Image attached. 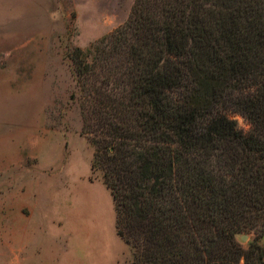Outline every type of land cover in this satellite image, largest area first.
<instances>
[{
  "label": "trees",
  "instance_id": "obj_1",
  "mask_svg": "<svg viewBox=\"0 0 264 264\" xmlns=\"http://www.w3.org/2000/svg\"><path fill=\"white\" fill-rule=\"evenodd\" d=\"M112 39L120 76L73 60L129 264H264V0H136Z\"/></svg>",
  "mask_w": 264,
  "mask_h": 264
},
{
  "label": "rangeland",
  "instance_id": "obj_2",
  "mask_svg": "<svg viewBox=\"0 0 264 264\" xmlns=\"http://www.w3.org/2000/svg\"><path fill=\"white\" fill-rule=\"evenodd\" d=\"M135 3L0 0V264H14L21 228L63 252L67 264L132 260L103 170L92 169L95 147L83 133L73 51L81 49L89 62L113 61L116 71L109 72L120 76L123 56L110 57L106 46ZM232 116L250 129L243 115ZM260 230L259 223L237 234L244 250Z\"/></svg>",
  "mask_w": 264,
  "mask_h": 264
},
{
  "label": "crops",
  "instance_id": "obj_3",
  "mask_svg": "<svg viewBox=\"0 0 264 264\" xmlns=\"http://www.w3.org/2000/svg\"><path fill=\"white\" fill-rule=\"evenodd\" d=\"M22 233L15 237V258L14 264H67L64 253L56 250L53 245L48 247V242L41 241V236L35 231H28L21 228ZM34 243L41 245L39 254H35ZM34 249V250H33Z\"/></svg>",
  "mask_w": 264,
  "mask_h": 264
}]
</instances>
